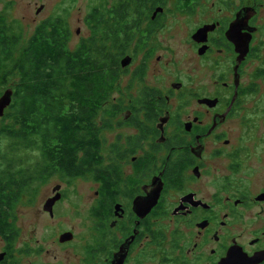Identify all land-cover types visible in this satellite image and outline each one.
Wrapping results in <instances>:
<instances>
[{
	"label": "flooded vegetation",
	"instance_id": "af4514ba",
	"mask_svg": "<svg viewBox=\"0 0 264 264\" xmlns=\"http://www.w3.org/2000/svg\"><path fill=\"white\" fill-rule=\"evenodd\" d=\"M80 20L71 48L117 55L96 166L71 176L36 150L0 194V264H264V0H97ZM231 26L250 38L242 58ZM78 181L90 192L68 226Z\"/></svg>",
	"mask_w": 264,
	"mask_h": 264
},
{
	"label": "trees",
	"instance_id": "16d2710c",
	"mask_svg": "<svg viewBox=\"0 0 264 264\" xmlns=\"http://www.w3.org/2000/svg\"><path fill=\"white\" fill-rule=\"evenodd\" d=\"M21 29L0 10V93L3 87L13 89L12 102L0 116V135L8 141L6 151L0 148V194L8 197L16 195L11 189L16 174L28 170L30 163L18 157L27 149L54 158L57 167L69 166L71 176L83 173L84 158L86 170H93L95 118L117 77V55L96 38L70 47L62 16L41 20L26 39Z\"/></svg>",
	"mask_w": 264,
	"mask_h": 264
},
{
	"label": "rangeland",
	"instance_id": "374dc122",
	"mask_svg": "<svg viewBox=\"0 0 264 264\" xmlns=\"http://www.w3.org/2000/svg\"><path fill=\"white\" fill-rule=\"evenodd\" d=\"M43 4V8L40 11H37L38 8ZM97 5V0H0V10L6 12L9 20H17L22 28L23 38L26 39L33 32L37 23L47 17L53 16H62L67 20L70 28L75 31L78 27H81L82 34L85 31L81 23L82 17L87 11L92 9ZM39 12V13H38ZM76 40L77 37L75 36ZM74 48L73 45H71ZM264 57V54H263ZM260 63V62H259ZM254 61L253 64L249 66L251 70L254 66L259 64ZM260 94L255 96L254 101L259 102L258 107H264V82L259 83ZM9 87H3L0 95ZM261 97V98H260ZM253 103H249V107L253 108ZM260 117H263L260 114ZM263 123L264 121H260ZM1 124V123H0ZM264 132V125L259 126L258 133ZM1 145L0 148L2 152L8 148L7 138L0 135ZM38 156L37 152L34 150L27 149L22 152L18 157H22L23 160L29 162L33 165L35 159L34 157ZM56 179H49L44 184L41 185L39 195L42 196L46 192L50 191L52 185ZM69 200L71 207V220L68 223V226L76 224L79 221V217L76 216V212L79 208L83 206L85 199H87V194L89 191V184H84L81 181L75 182L69 185Z\"/></svg>",
	"mask_w": 264,
	"mask_h": 264
},
{
	"label": "water",
	"instance_id": "95a60500",
	"mask_svg": "<svg viewBox=\"0 0 264 264\" xmlns=\"http://www.w3.org/2000/svg\"><path fill=\"white\" fill-rule=\"evenodd\" d=\"M42 9V6H40V8H38L37 11H40ZM231 30L228 31V37L235 43L236 45V50L239 52V58H242L248 51L249 49V39H240V36L238 34V31H236L235 26L234 29L231 26L230 28ZM128 57H125L122 60V64L123 65H127L128 64ZM12 97H13V89L12 88H7L1 95H0V116L4 115L5 109L11 104L12 102ZM59 186H56V188H58ZM158 189L152 191L151 195L148 197V201H147V207L148 209L150 207H152L156 201V198L158 196ZM58 196H54L50 199L47 200L45 207L49 208L54 201L57 199Z\"/></svg>",
	"mask_w": 264,
	"mask_h": 264
}]
</instances>
